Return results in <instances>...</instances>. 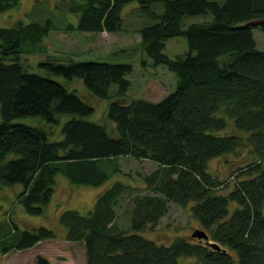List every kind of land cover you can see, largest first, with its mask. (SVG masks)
<instances>
[{
    "label": "trees",
    "instance_id": "16d2710c",
    "mask_svg": "<svg viewBox=\"0 0 264 264\" xmlns=\"http://www.w3.org/2000/svg\"><path fill=\"white\" fill-rule=\"evenodd\" d=\"M157 1L160 12L151 0H67L76 23L59 25L45 16L0 26V184L21 183L16 201L33 215L43 213L57 173L71 184L104 187L86 214L74 208L59 214L66 239L83 242L85 264H264V49L243 25L264 19V0ZM18 2L0 0V12ZM133 2L150 20L136 28L145 56L175 78L174 88L158 100L119 99L130 86L129 62L46 58L38 61L48 73L43 75L19 60L24 50L44 52L43 39L52 30H124L122 10ZM185 14L202 19L182 28ZM178 35L187 50L170 57L165 40ZM72 78H80L94 97L112 96L104 121L113 122V131L86 117L93 107L68 87ZM112 83L116 89L109 91ZM25 115L41 117L48 127L12 122ZM54 125L61 137L49 139ZM230 153L244 161L232 168L235 179L223 193L218 187L224 181L207 170V160ZM121 155L156 163L143 175L152 192L131 196L127 230L114 225L122 192L135 188L113 179ZM170 201L192 202L190 214L206 239L190 233L193 238L159 243L139 233L157 223ZM53 237L50 227L27 229L0 217L1 252ZM34 264L50 261L37 255Z\"/></svg>",
    "mask_w": 264,
    "mask_h": 264
},
{
    "label": "rangeland",
    "instance_id": "374dc122",
    "mask_svg": "<svg viewBox=\"0 0 264 264\" xmlns=\"http://www.w3.org/2000/svg\"><path fill=\"white\" fill-rule=\"evenodd\" d=\"M67 6V0H19L12 8L0 12V26H9L17 20L23 22L42 20L45 16H49L59 25H62L63 21L76 23V14L66 11ZM137 6L135 2L124 6L122 11H127L124 15V30L116 32L106 30L85 32L64 28L52 30L43 39L44 44H46L44 52L24 50L21 52L19 60L28 70L43 75L48 73L38 65V61L46 58L64 62L70 59L129 62L132 65V70L126 74V77L130 81V86L125 95L119 99L128 101L134 98H145L156 101L174 88L175 78L173 72L164 65H152L151 60L145 56L140 43V34L136 28L150 20L138 11ZM150 6L158 12L162 10L160 2L157 0H151ZM200 19L202 16L185 14L181 18L180 26L183 28L190 21ZM251 29L256 47L264 49V28L257 25L252 26ZM186 50L187 43L182 35L172 36L165 40L163 51L170 57ZM9 58L6 57L5 59L8 60ZM143 58L147 59L145 63L141 61ZM49 75L62 80L60 76ZM68 87H74L75 92L92 105L93 112L87 115V118L98 122L102 121L113 131V122L104 121V109L112 98L111 95L106 98L94 97L88 92L80 78L69 80ZM109 89V91L116 89V84L112 83ZM66 118L67 116L64 115L62 121ZM12 122L48 127V124L36 115L17 116L12 119ZM60 137L59 125H54L48 138L57 139ZM241 152L245 151L241 150ZM228 158L233 160H227ZM117 160L121 171L114 175L113 179L135 187L122 192V197L116 207L117 215L114 225L117 229L127 230L131 196L152 192L151 189L144 188L143 175L155 168L156 163L148 158H133L127 155L118 156ZM243 161L242 158L239 159V155L236 153H230L228 156H214L207 160V170L213 176L224 181L218 187L221 192H226L235 179L236 171H231L234 165L241 164ZM103 188L102 186L71 184L62 173H57L52 196L49 202L43 206V213L33 215L26 213L22 205L16 201V196L22 189L21 183L0 184V217L11 218L23 228L33 229L38 225H44L52 228L55 232V237L38 240L30 247L7 252L0 251V264H34L37 255L46 257L50 264L59 262L85 264L83 242L66 239V228L59 222V214L67 208H74L81 214H86ZM191 204L192 202L183 206L170 201L166 213L158 219L157 223L140 230L139 233L159 243L171 242L178 236L193 238L190 235L191 231L200 225L190 214ZM187 259L189 258H183V260Z\"/></svg>",
    "mask_w": 264,
    "mask_h": 264
},
{
    "label": "water",
    "instance_id": "95a60500",
    "mask_svg": "<svg viewBox=\"0 0 264 264\" xmlns=\"http://www.w3.org/2000/svg\"><path fill=\"white\" fill-rule=\"evenodd\" d=\"M244 26H261L262 28H264V19H253V20H249L247 22H245L243 24ZM191 235L195 236L197 238H207V233L204 231V229L200 228V227H196L191 231ZM210 245L214 248H220V246L216 243V242H210Z\"/></svg>",
    "mask_w": 264,
    "mask_h": 264
}]
</instances>
